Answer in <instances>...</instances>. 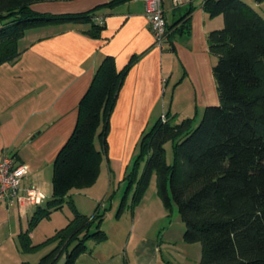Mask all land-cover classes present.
I'll use <instances>...</instances> for the list:
<instances>
[{
	"label": "trees",
	"instance_id": "16d2710c",
	"mask_svg": "<svg viewBox=\"0 0 264 264\" xmlns=\"http://www.w3.org/2000/svg\"><path fill=\"white\" fill-rule=\"evenodd\" d=\"M38 1L45 0H0V64L19 56L18 40L27 28L82 21L89 23L91 36L103 28L95 20L97 6L48 14L31 8ZM203 7L209 15L223 17L222 27L207 33L218 103L205 106L195 126L192 117L173 123L165 114L144 130V166L137 179L129 178L126 191L132 190L135 204L153 174L164 207L177 208L183 240L200 243L199 264H264V15L244 0H204ZM132 61L118 69L113 57L105 55L99 63L78 104L75 127L53 160L51 196L35 210L30 227L18 234L23 251L52 241L55 245L38 261L20 264H55L62 255L64 264H72L88 240L106 238L100 229L102 213L79 211L73 195L96 181L102 152L95 139L105 153L110 116ZM168 141L173 145L172 163L166 158ZM65 202L72 207L69 220L32 244L31 226Z\"/></svg>",
	"mask_w": 264,
	"mask_h": 264
},
{
	"label": "crops",
	"instance_id": "0c3cea01",
	"mask_svg": "<svg viewBox=\"0 0 264 264\" xmlns=\"http://www.w3.org/2000/svg\"><path fill=\"white\" fill-rule=\"evenodd\" d=\"M110 1L32 3L34 11L48 14L76 13L97 6L95 20L103 28L98 36L88 34L89 23L82 21L48 22L27 28L18 40L19 56L0 64V156H13L27 166L20 193L23 187L37 186L45 194L39 207L2 204L7 209L6 240L11 238L17 253H21L18 234L30 227L35 210L42 208L51 196L53 160L75 127L78 104L105 55L113 57L118 69L133 59L110 116L109 136L126 129L143 132L165 114L166 101L176 113L195 111L194 104L204 108L218 103L212 73L215 57L208 51L207 33L222 27L221 14L209 15L203 7L204 0H189L176 6L166 1L163 13L168 33L160 47L154 43L143 0ZM95 185L77 193L85 194ZM131 199L132 190L125 188L121 199L117 198L114 214L111 206L115 201L111 197L109 206L100 201L89 212L81 211L73 197L79 211L102 213L100 229L106 238L100 242L88 240L72 264H199L198 246L183 240L180 217L173 220L174 224L167 222L172 209L167 210L161 200L159 207L154 196L149 201L142 199L136 206ZM150 202L155 209H149ZM56 229L57 225L52 233L43 231L36 237L35 228H31V243L42 242ZM50 245L55 242L47 246ZM9 249L11 252V246ZM15 259L13 254L10 262ZM24 261L32 262L21 255L18 264Z\"/></svg>",
	"mask_w": 264,
	"mask_h": 264
},
{
	"label": "rangeland",
	"instance_id": "374dc122",
	"mask_svg": "<svg viewBox=\"0 0 264 264\" xmlns=\"http://www.w3.org/2000/svg\"><path fill=\"white\" fill-rule=\"evenodd\" d=\"M249 5H252L258 12H260L262 15H264V0H244ZM165 84H163L164 89ZM195 111L192 109L191 111H185V112H174L170 108V102L166 101L165 103V114H168L171 121L173 123L179 122L184 117H192L193 118V125H197L199 120L201 119L202 113H203V107H198L194 104ZM168 111V112H167ZM164 114V115H165ZM163 116V115H162ZM161 116V117H162ZM110 129V128H109ZM148 129V128H147ZM109 133V131H108ZM141 135L142 131H136L135 129L125 131H121L116 134H112L109 136L107 134V150L104 153L102 149V145L100 141L96 138L95 144L98 146L99 149H101L102 152V158H101V164H100V170L98 173V176L96 178V181L93 184H96L94 188L88 189L87 193L85 194H79L77 191L73 195L75 204L81 211H92L98 204V202L103 201V203H106V207L109 206L110 197L113 198V201H115V204L111 206L112 211L116 212L117 205L119 200L121 199L122 195L125 192V188L129 183V178L131 176H135L136 179L139 177V175L142 172L143 166H144V160L141 158ZM111 137V138H110ZM110 139H111V145H110ZM166 149V158L168 163L173 162V145L171 141L166 142L165 144ZM110 168V169H109ZM132 174V175H131ZM124 178V179H123ZM118 183H119V189H118ZM131 193V192H130ZM91 195V197L89 196ZM106 195V197H104ZM92 196L97 197L92 198ZM154 196L155 200L158 202L159 207H162L161 199L159 198L156 187H155V179L154 175L152 174L150 176L148 185L143 192L141 198L133 205H138L139 202L143 199L144 201ZM104 197V199H102ZM115 197V198H114ZM130 197V194L129 196ZM117 198L119 200H117ZM0 204V264H18L21 261V255L23 259L36 262L38 259L44 255L47 251H49L53 246H47L48 243H45L43 245H40L36 250L31 251H23L20 248L21 253H17L15 251L13 246V241L10 239L6 240L7 238V209ZM103 206H99V208L102 209ZM135 208V207H134ZM149 209H155L154 203L150 202ZM9 211H11V208H9ZM149 212H152L153 210H148ZM12 216H15V214L12 212ZM72 215V207L70 204L65 202L61 208L59 209H53L51 211V214L49 216L41 217L39 218L35 224L31 226V228H35V235L36 237L39 232L48 231L51 230L50 233H52L54 230V226L57 225V229L60 228L65 224L66 221L69 220L70 216ZM14 218L19 220V216L16 215ZM175 218H179V214L177 211V208L175 205L172 207L171 214L167 217V222L172 221L171 224H174L173 220ZM25 222V219H24ZM109 222V221H108ZM26 226L29 227L28 222H25ZM164 223L166 221L164 220ZM94 227L92 228V230ZM37 239V238H36ZM190 244H195V246H198L197 252L199 250V254L201 253V246L199 242H192ZM10 246H11V252H10ZM10 252V253H9ZM16 252V253H15ZM13 254L15 257L17 256V260L15 259V262H10L12 260ZM65 262V256H60L55 264H64Z\"/></svg>",
	"mask_w": 264,
	"mask_h": 264
},
{
	"label": "built area",
	"instance_id": "2783aa9c",
	"mask_svg": "<svg viewBox=\"0 0 264 264\" xmlns=\"http://www.w3.org/2000/svg\"><path fill=\"white\" fill-rule=\"evenodd\" d=\"M169 1L172 6L180 5L189 0H143V12L152 32L154 43L163 46L168 33V26L164 17V3ZM164 118V115L162 116ZM25 164L17 162L13 156L4 154L0 156V202L9 205L17 204H40L45 194L37 186L23 187L20 193L21 180L27 174Z\"/></svg>",
	"mask_w": 264,
	"mask_h": 264
}]
</instances>
